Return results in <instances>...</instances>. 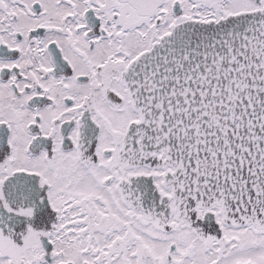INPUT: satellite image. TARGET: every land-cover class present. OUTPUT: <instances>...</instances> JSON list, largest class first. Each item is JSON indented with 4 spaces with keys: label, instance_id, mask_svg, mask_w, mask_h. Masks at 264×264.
Masks as SVG:
<instances>
[{
    "label": "snow or ice",
    "instance_id": "6c2138e0",
    "mask_svg": "<svg viewBox=\"0 0 264 264\" xmlns=\"http://www.w3.org/2000/svg\"><path fill=\"white\" fill-rule=\"evenodd\" d=\"M0 264H264V0H0Z\"/></svg>",
    "mask_w": 264,
    "mask_h": 264
}]
</instances>
